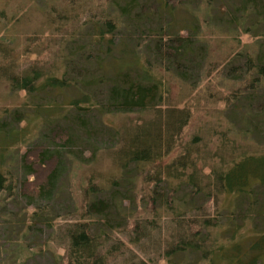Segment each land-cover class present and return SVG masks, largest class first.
<instances>
[{
	"label": "trees",
	"instance_id": "1",
	"mask_svg": "<svg viewBox=\"0 0 264 264\" xmlns=\"http://www.w3.org/2000/svg\"><path fill=\"white\" fill-rule=\"evenodd\" d=\"M38 2L45 6L53 37H61L54 45L56 60L27 63L26 47L18 56L26 63L24 68L0 44V80H6L10 91L23 92L29 104L38 100L32 107L34 118L55 115L67 106L77 114L98 111L123 117L121 129H113L102 152L119 174L108 185L123 193L115 189L110 200L96 198L103 188L95 180L102 177L90 173L81 188L82 202L66 208L53 223L52 200L63 190L56 183L63 155L70 152L69 130L56 126L50 132L53 150L43 145L25 150L19 158L25 179L19 183L11 173L13 148L24 143L25 129L9 131L2 121L1 226L6 225L9 201L24 200L27 206L19 213L28 208L33 212L23 220L16 240L44 226L51 231L47 244L55 264H264V153L238 152L228 139L236 129L246 141L260 126L264 128V0ZM214 3L223 8L217 11ZM177 10L188 19L177 22ZM207 32L251 39L242 46L238 40L239 49L229 53L222 65L227 73L219 69L216 77V68L203 77L200 73L211 67L206 60L211 55ZM152 60L161 70H151ZM236 60L241 63L235 68ZM171 77L184 93L195 92L201 80L229 84L223 98L212 97L223 106L218 114L222 118L205 134L183 136L190 109L169 103L165 82ZM73 88L80 89L81 99L54 101ZM199 93L203 99L211 95L204 89ZM14 120L18 123L24 117L15 113ZM76 120L81 126L86 123L81 116ZM214 140L218 147L211 152ZM94 154L95 150V163L99 157ZM213 160L217 163L210 167ZM220 197L247 207L222 214ZM15 242L17 246L10 244L13 252L8 248L3 253L12 254L9 261L19 264L28 257L27 247Z\"/></svg>",
	"mask_w": 264,
	"mask_h": 264
},
{
	"label": "rangeland",
	"instance_id": "2",
	"mask_svg": "<svg viewBox=\"0 0 264 264\" xmlns=\"http://www.w3.org/2000/svg\"><path fill=\"white\" fill-rule=\"evenodd\" d=\"M44 8L45 6H43L41 2H38V0H0V44L10 52L9 55L15 58L16 61H18L17 63L24 65V68L27 65H25L26 63L24 64V60L20 59L18 56L26 47H28V51L30 52L27 63L32 59L33 61L43 64H45L47 60L52 62L54 59L56 60L53 56V53L56 52L54 45L59 39L61 40V37H53L54 31L47 22ZM213 8L219 11L223 7L218 3H214ZM175 17L177 22L180 23L188 19L187 14L181 10H177ZM52 37L55 42L51 40ZM204 37L206 38L205 41L208 40L207 43H209L208 45L211 49V55L206 59L211 67L205 66L202 68L203 71L201 69L200 73L202 77L206 74V71H209L211 68L218 69L215 71L216 73L213 72V77L217 76L219 69L227 73V70H225L226 67H222V65L227 61L225 59L229 53L231 54L234 51L237 52L239 49L238 40L241 46L251 43V39L244 36L238 39H228L224 36H215L207 32ZM27 41L29 42L28 45L26 43ZM40 47L44 48V51L40 50L43 51L42 53L39 52ZM2 60L3 58L0 56V63ZM151 63V70H153L154 73L161 70L159 69V64L154 60H152ZM240 63L239 60L233 61L232 66L236 68ZM82 67H84V65H82ZM18 70H20V68ZM74 74L76 76H84L82 72H74ZM222 74L224 75V73ZM15 76L18 75L15 74ZM172 79L171 77L165 82L166 88L170 91L169 103H182L178 105L181 109L183 107H188L190 109V121L183 132V136L186 135L189 137L190 135L205 134V131H207L209 127L216 124L215 120L222 118L219 117L218 114L223 111V106L215 104L212 97L223 98L224 95H226L224 87H228L229 84L214 81L211 84L210 82L208 83V81L203 82L201 80L198 82L199 84L195 92L184 93L182 87H179V82H174ZM201 89L209 91L211 95H207L204 99L197 96L201 95L199 93ZM78 90L80 89L73 88L69 92L63 93V95H59L53 99L58 103L64 104L68 102V100H79L82 98V94L78 92ZM102 92L106 93L105 90ZM35 102H38V100L29 104V97L23 92L14 93L10 91L6 80H0V122H6L9 131L13 130L16 132L20 129H25V135L23 136L24 143H20L13 148L15 163L11 173L16 177L19 183L25 179L22 172L19 171L21 170L19 167V158L23 155L25 150L35 145L50 146L49 148L53 150L49 141L50 132L56 126L69 130L71 138L69 146L70 152H68L67 155H63L62 171L56 183V187H61L63 190L57 195L54 201L52 200L53 213L51 217H53V223L58 222L59 219L65 215L66 208H72L74 203L77 204L82 202L81 199L83 196L81 195V188L86 185L90 173H94V175H98V177L101 175L102 177L101 179L95 180L96 184L103 188L102 192L98 194L96 198L110 200L112 198V193H114L113 191L119 190L123 193V191L117 187L113 188L108 185L110 180L115 177L118 178L119 174L113 165H111L108 156L102 155V152L108 147L111 140L110 136L114 131L113 129L119 131L125 119L118 114H100L98 111H93L90 114H77L76 112L78 110L72 109L69 106L63 107V109L55 115H42L41 119H38L36 116L35 118L32 116L35 114L32 110L33 105L36 106ZM41 103L44 104V102ZM81 107L85 106L81 105ZM15 113L22 114L24 120L17 123L14 120ZM84 114L86 117H83ZM79 116H81L84 121L86 119L84 126L79 125L80 120H76ZM134 118H137V116H133V119ZM258 130V132L254 131L252 136L248 135L249 137L246 138L249 140L245 141L244 137L242 140L240 139L236 129V131L231 132V134L228 133V139L230 144L234 141L232 146L235 148L234 150H238V152L251 154L253 150H258L255 153H264V146L261 144L264 139V128L260 126ZM209 147L212 152L216 150L218 144L215 141ZM94 150L96 154H94V156L99 157L98 161L95 163L92 161ZM229 154L230 152L226 154V158L230 157ZM3 156L7 157L8 154H4ZM8 157H11L10 153ZM92 163H94L95 166H92ZM213 163L216 164L217 161H211L210 167ZM6 164L11 168L12 164L9 165V162H6ZM90 168L92 169L90 170ZM208 168L209 166L206 167V174L209 172ZM218 203L219 207H221L222 214L225 215L233 211L238 213V210H244L247 207L246 203L241 204V202H235L230 199H225L224 197H220ZM26 206L24 200L16 198L9 201L6 206V225L1 226L3 220H0V264H13V262L9 261L12 254L9 255L10 257H6L7 253H3V250H8L9 248L10 250H8V253L13 252L10 248V244H15V241L19 242V247L21 245L27 247L28 257H23L25 259H21L19 264H55L51 254L52 249L49 247V244H47L51 231L44 226L38 225L34 227L26 237H22L19 241L16 240V236L23 228V220H28L29 215L33 212L31 208H28L25 214L19 213L20 209ZM212 209L214 211L213 207ZM112 210L113 209H111V211ZM213 214L216 216L217 213L215 214V212H213ZM249 226L250 224L248 227ZM248 229L250 230V227ZM159 264H165V262L160 261Z\"/></svg>",
	"mask_w": 264,
	"mask_h": 264
}]
</instances>
